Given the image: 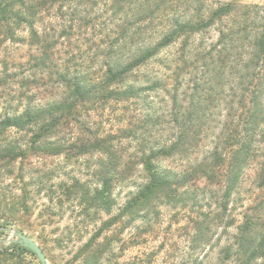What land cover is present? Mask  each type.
Here are the masks:
<instances>
[{"label": "trees", "instance_id": "1", "mask_svg": "<svg viewBox=\"0 0 264 264\" xmlns=\"http://www.w3.org/2000/svg\"><path fill=\"white\" fill-rule=\"evenodd\" d=\"M213 33L216 40L206 45ZM14 46L26 50L18 59L7 57L0 70V174L19 171L24 181V170L44 156L84 161L94 181L73 177L47 191L51 202L55 195L58 203L62 196L77 201L88 219L112 211L116 180L139 166L144 183L125 210L131 223L151 222L160 205L197 207L195 237L209 243L253 172L257 193L221 256L223 264H264L263 6L0 0V48ZM127 105L131 118H114L126 126L104 129L99 118L106 110L126 112ZM53 177V171L43 176ZM31 184L20 197L3 194L11 213L16 206L29 210ZM5 233L7 223L0 226ZM98 237L66 264L109 261L112 240L98 243ZM3 247L38 259L18 242Z\"/></svg>", "mask_w": 264, "mask_h": 264}, {"label": "rangeland", "instance_id": "2", "mask_svg": "<svg viewBox=\"0 0 264 264\" xmlns=\"http://www.w3.org/2000/svg\"><path fill=\"white\" fill-rule=\"evenodd\" d=\"M207 1L237 2L264 7V0ZM216 37L217 34L213 33L211 40H205L206 45L215 41ZM177 48L170 49L167 54L174 53ZM21 49L14 46L7 52L5 47L0 48V70L3 61L11 57L10 55L15 59L22 57L26 48ZM112 107H116L115 104H112ZM158 107H164V105L159 104ZM1 108L2 105H0ZM120 116H125L126 119L131 118V106L126 112L120 110L112 113L111 110H106L99 120L104 121V129L115 131L119 126H126V121L119 123L114 120L115 117ZM107 120L109 122H106ZM33 161L34 163L28 166L29 169L24 170V181L19 178V171H16L11 178L0 174V226L7 223V233L0 235V244L16 243L17 234H25L41 246L49 264H66L75 252L96 233H99L98 243L106 244L112 240L114 256L103 264H223L221 251L232 243V237L237 234V227L243 222L247 207L252 204L251 197L257 193L254 188L253 172H250L235 200L229 205L227 216H230L225 218L220 227L211 230L209 243L198 242L191 222V219H196L198 216L197 207L185 209L160 205L156 210L159 214L156 217L151 215V222L138 220L131 223V217L125 210L132 195L144 183V173L139 166L135 167L132 173L129 171L124 179L116 180L113 189L115 206L112 211L108 213L100 210L96 216L92 215L87 219L82 215V209L77 207V201L68 200V197L62 196V203H58V197L55 195L54 201L51 202V195L47 191L48 187L70 182L73 177L80 178L82 181H94L85 167V162L75 163L74 160L67 163L63 156H44L42 159L34 158ZM163 165L175 168L170 161L163 162ZM52 171L54 172L52 179L43 178L45 174ZM31 176L34 180L30 179ZM29 182H32L29 186L32 192L27 201L29 210L25 211L16 206L17 213H11V201H4L3 194L8 198L20 197L25 183ZM8 185H10L9 188ZM41 187L45 190H41ZM39 189L41 192H38ZM49 207L52 210L48 211ZM207 210L205 206L204 211ZM90 212L93 214L94 210ZM230 222L234 226L228 227ZM71 235V242H67ZM3 250H5L4 247L0 249V264H41L39 259L31 254L19 255L11 251L5 253ZM226 264L232 263L226 262Z\"/></svg>", "mask_w": 264, "mask_h": 264}, {"label": "water", "instance_id": "3", "mask_svg": "<svg viewBox=\"0 0 264 264\" xmlns=\"http://www.w3.org/2000/svg\"><path fill=\"white\" fill-rule=\"evenodd\" d=\"M16 242L20 243L21 245H23L26 248H28L31 251H33L36 254V256L38 257V259L41 262V264H49L43 249L33 239L29 238L25 234L19 233V234H17Z\"/></svg>", "mask_w": 264, "mask_h": 264}]
</instances>
